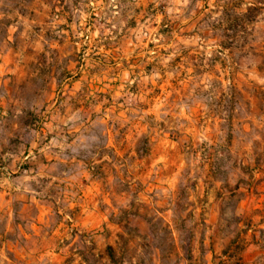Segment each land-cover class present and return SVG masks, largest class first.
<instances>
[{
	"label": "rangeland",
	"instance_id": "obj_1",
	"mask_svg": "<svg viewBox=\"0 0 264 264\" xmlns=\"http://www.w3.org/2000/svg\"><path fill=\"white\" fill-rule=\"evenodd\" d=\"M251 1L0 0V264H264Z\"/></svg>",
	"mask_w": 264,
	"mask_h": 264
},
{
	"label": "trees",
	"instance_id": "obj_2",
	"mask_svg": "<svg viewBox=\"0 0 264 264\" xmlns=\"http://www.w3.org/2000/svg\"><path fill=\"white\" fill-rule=\"evenodd\" d=\"M264 2L260 1V0H255V1H251L249 2L244 11L241 13V15L244 17V24L248 25L250 23H252V21L254 20L255 16H256V12H259L260 10H262L264 8ZM248 26H246L247 28Z\"/></svg>",
	"mask_w": 264,
	"mask_h": 264
}]
</instances>
